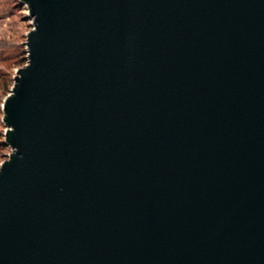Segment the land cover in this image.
Listing matches in <instances>:
<instances>
[{
    "label": "water",
    "instance_id": "1",
    "mask_svg": "<svg viewBox=\"0 0 264 264\" xmlns=\"http://www.w3.org/2000/svg\"><path fill=\"white\" fill-rule=\"evenodd\" d=\"M0 264H264V0H18Z\"/></svg>",
    "mask_w": 264,
    "mask_h": 264
},
{
    "label": "rangeland",
    "instance_id": "2",
    "mask_svg": "<svg viewBox=\"0 0 264 264\" xmlns=\"http://www.w3.org/2000/svg\"><path fill=\"white\" fill-rule=\"evenodd\" d=\"M27 8L18 0H0V141L4 142L5 126L2 105L14 85L16 72L26 65L27 35L32 29ZM10 149L0 152V165Z\"/></svg>",
    "mask_w": 264,
    "mask_h": 264
},
{
    "label": "trees",
    "instance_id": "3",
    "mask_svg": "<svg viewBox=\"0 0 264 264\" xmlns=\"http://www.w3.org/2000/svg\"><path fill=\"white\" fill-rule=\"evenodd\" d=\"M5 148L4 142L0 141V152Z\"/></svg>",
    "mask_w": 264,
    "mask_h": 264
}]
</instances>
